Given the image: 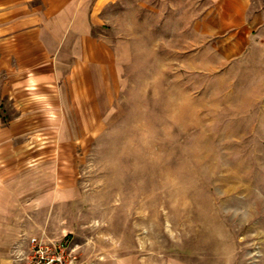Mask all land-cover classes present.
I'll return each mask as SVG.
<instances>
[{"label": "rangeland", "instance_id": "374dc122", "mask_svg": "<svg viewBox=\"0 0 264 264\" xmlns=\"http://www.w3.org/2000/svg\"><path fill=\"white\" fill-rule=\"evenodd\" d=\"M236 2L97 14L115 54L96 73L97 119L69 121L71 150L8 183L6 264L29 263L33 239L68 264H264V0Z\"/></svg>", "mask_w": 264, "mask_h": 264}, {"label": "crops", "instance_id": "0c3cea01", "mask_svg": "<svg viewBox=\"0 0 264 264\" xmlns=\"http://www.w3.org/2000/svg\"><path fill=\"white\" fill-rule=\"evenodd\" d=\"M118 1L0 0V201L39 153L71 150L75 138L68 137L75 133L69 121L86 119L88 112V119H97L96 73L115 54L94 35L95 17ZM233 1L246 8L250 0ZM79 125L84 139L95 134ZM80 139L76 135L78 144ZM2 226L0 264H6Z\"/></svg>", "mask_w": 264, "mask_h": 264}, {"label": "built area", "instance_id": "2783aa9c", "mask_svg": "<svg viewBox=\"0 0 264 264\" xmlns=\"http://www.w3.org/2000/svg\"><path fill=\"white\" fill-rule=\"evenodd\" d=\"M51 248L45 246L42 241L33 239L32 241V259L27 264H68L65 261L63 252L58 253V256L50 257ZM71 264V263H69Z\"/></svg>", "mask_w": 264, "mask_h": 264}]
</instances>
